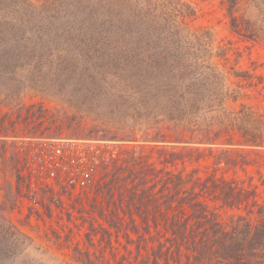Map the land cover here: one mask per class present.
<instances>
[{
  "label": "trees",
  "instance_id": "1",
  "mask_svg": "<svg viewBox=\"0 0 264 264\" xmlns=\"http://www.w3.org/2000/svg\"><path fill=\"white\" fill-rule=\"evenodd\" d=\"M226 1L232 27L240 29L239 0ZM93 10L98 11L102 37L112 39L109 48L116 68L132 76L130 82L125 80L130 123L115 126L113 119L93 120V128L84 134L76 132L84 129L82 123L73 125L67 116L55 125L57 120L47 125L48 120H39V130L53 127L55 132L18 135L10 112L0 110V194L7 171L31 188L30 171L19 168L12 152L19 138L140 141L123 146V156L109 159L106 175L112 176L99 184L108 206L100 216L117 233L124 230L134 244L136 255L128 264H264V197L259 185L252 177L245 184L226 175L252 162L246 154L264 152V113L239 102L240 90L231 87L214 61L218 56L227 62L228 50L219 46L213 53V34L192 28L196 11L186 0H98ZM22 46L0 30V87L16 66L17 57L10 53ZM104 49L100 43L99 52ZM252 75L236 72L250 79V85ZM100 124L102 133L94 128ZM64 127L73 132L64 135ZM210 167V173L201 170ZM219 171H224L221 176ZM8 185L4 198L10 201L19 190L14 180ZM13 227L0 225L10 236Z\"/></svg>",
  "mask_w": 264,
  "mask_h": 264
},
{
  "label": "rangeland",
  "instance_id": "2",
  "mask_svg": "<svg viewBox=\"0 0 264 264\" xmlns=\"http://www.w3.org/2000/svg\"><path fill=\"white\" fill-rule=\"evenodd\" d=\"M186 1L196 11L192 28L213 34V53L219 46L228 50L227 62L218 56L214 61L231 87L240 90L239 102L264 113V0H239L240 29L232 27L226 0ZM97 4L98 0H0V30L24 44L10 53L17 57L16 66H10L14 72L0 87L5 104L0 110L10 112L12 130L18 135L55 132L53 127L39 130V120H48L46 125L57 120L55 125L67 116L73 125L82 123L84 129L76 132L84 134L93 128V120L113 119L115 126L130 123L131 98L125 80L130 82L132 76L116 68L115 53L109 48L112 39L102 37L98 11L93 10ZM100 43L105 46L101 53ZM105 51L110 55H103ZM242 70L253 74L252 85L250 79L236 76ZM15 101L21 104L11 108L8 104ZM41 104L49 110L42 111ZM94 128L102 133L104 126ZM60 131L73 132L67 127ZM19 139L12 152L19 168L30 171L31 188L27 190L11 171L1 178L0 225L14 226L15 231L10 236L0 228V264H128L133 260L136 250L124 230L117 233L100 216L108 206L99 184L112 176L106 175L111 157L123 156V146L142 142ZM246 155L252 162L231 168L226 175L245 184L252 177L264 197V152ZM201 170L210 173L212 167ZM9 180H14L19 194L7 201ZM128 248L133 249L132 255Z\"/></svg>",
  "mask_w": 264,
  "mask_h": 264
}]
</instances>
